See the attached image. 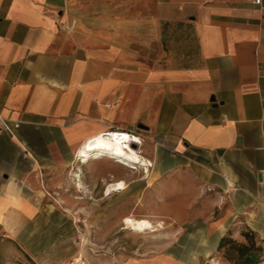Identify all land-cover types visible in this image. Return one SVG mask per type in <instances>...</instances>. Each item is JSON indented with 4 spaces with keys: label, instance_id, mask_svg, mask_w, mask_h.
Masks as SVG:
<instances>
[{
    "label": "crops",
    "instance_id": "0c3cea01",
    "mask_svg": "<svg viewBox=\"0 0 264 264\" xmlns=\"http://www.w3.org/2000/svg\"><path fill=\"white\" fill-rule=\"evenodd\" d=\"M263 104L264 0H0V229L48 212L81 141L129 117L160 192L209 202L216 241L264 242Z\"/></svg>",
    "mask_w": 264,
    "mask_h": 264
},
{
    "label": "rangeland",
    "instance_id": "374dc122",
    "mask_svg": "<svg viewBox=\"0 0 264 264\" xmlns=\"http://www.w3.org/2000/svg\"><path fill=\"white\" fill-rule=\"evenodd\" d=\"M171 40L166 37L164 49L171 48ZM134 48L147 55L151 50L154 59L153 43L144 47L136 41ZM115 123L141 134L144 144L134 148L150 156L154 142L145 136L144 121L120 117ZM103 156L81 164L74 155L56 175L57 184L47 187L49 211L16 233L0 229V264H72L77 257H82L77 264H119L130 258L151 264L159 255L179 262L191 258L194 264H235L226 257L230 244L218 250L220 239L216 241V235L207 229L208 222L219 214L210 213L209 202L176 199L171 196V186L162 193L155 185L148 186L142 170ZM74 166L83 170V192L75 185ZM53 174L47 171L44 175L51 178ZM122 179L127 188L107 196V183ZM130 214L150 216L154 223L162 220L164 227L136 232L124 223ZM231 237L236 239L233 234Z\"/></svg>",
    "mask_w": 264,
    "mask_h": 264
},
{
    "label": "bare ground",
    "instance_id": "6f19581e",
    "mask_svg": "<svg viewBox=\"0 0 264 264\" xmlns=\"http://www.w3.org/2000/svg\"><path fill=\"white\" fill-rule=\"evenodd\" d=\"M104 130L106 129L101 128V130L93 132L81 141L75 151V155L80 157V159L82 157L84 158L81 164H88L92 160L101 159L105 157L103 155H106V157H112L115 161H119L133 170H142L146 174L145 177L148 178V186H153L154 175L151 174L149 167V165H153L152 160L144 156L141 149L134 148L129 143L132 140L135 143H141L140 146H143V137L136 134L135 137L132 138V135L126 130H113V134L106 135ZM73 171L75 185L79 191H82L85 188L81 178L83 170L80 166H74ZM127 186V181L124 179L109 182L106 185L105 193L109 196L115 191L126 189ZM42 193L43 192H41V194ZM124 223L126 224V228L132 229L136 232H145L147 230L155 231L160 227H164V221L162 220H158L157 223H154L150 216H136L135 214L125 216ZM80 261H82V257H77L72 264H77ZM135 262H138L137 264H146L135 258H130L128 261H122L119 264H136ZM174 262L179 261L166 255H159L155 258V262L151 264H173Z\"/></svg>",
    "mask_w": 264,
    "mask_h": 264
},
{
    "label": "trees",
    "instance_id": "16d2710c",
    "mask_svg": "<svg viewBox=\"0 0 264 264\" xmlns=\"http://www.w3.org/2000/svg\"><path fill=\"white\" fill-rule=\"evenodd\" d=\"M231 236V232L224 234L218 246V250H222L230 244L226 250L228 260L235 264H259L264 261V242L258 240L252 230L243 231V239L246 241H238Z\"/></svg>",
    "mask_w": 264,
    "mask_h": 264
},
{
    "label": "built area",
    "instance_id": "2783aa9c",
    "mask_svg": "<svg viewBox=\"0 0 264 264\" xmlns=\"http://www.w3.org/2000/svg\"><path fill=\"white\" fill-rule=\"evenodd\" d=\"M255 2H256V3H261V0H255ZM263 107H264V104H263ZM128 132L132 135V138H134L135 135L137 134L136 132H134V131H132V130H129ZM113 133H114L113 130H110V131L105 132L106 135H111V134H113ZM120 133H121V132H120ZM121 134H123V133H121ZM138 135H140V134H138ZM121 138H122V137H121ZM129 143H130L131 145L133 144V147H136L137 145H140V144H141V143H135V142H133L132 140H131ZM76 157H77V159L79 160L80 163L84 160L83 157H82L81 159H80V157H78L77 155H76ZM151 166H152V165H149V167H151ZM260 203H261L262 205H264V200H261Z\"/></svg>",
    "mask_w": 264,
    "mask_h": 264
}]
</instances>
